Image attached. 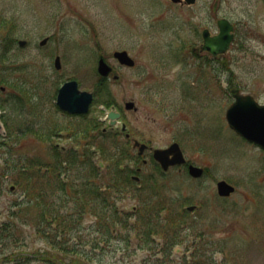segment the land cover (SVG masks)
Wrapping results in <instances>:
<instances>
[{"label": "rangeland", "instance_id": "1", "mask_svg": "<svg viewBox=\"0 0 264 264\" xmlns=\"http://www.w3.org/2000/svg\"><path fill=\"white\" fill-rule=\"evenodd\" d=\"M4 16L13 21L16 38L27 41L24 46L8 36ZM220 17L233 23L234 38L226 52L212 56L201 47V30L216 33ZM0 20V75L8 79L0 91V168L14 142L4 123L12 115L28 118L30 103L34 116L55 114L58 88L68 79L94 92L96 61L102 55L113 72L87 117L101 119L100 129L109 128L105 111L121 109L115 128L121 131L124 124L132 143L166 147L176 141L188 162L204 169L202 176L193 177L185 165L175 166L156 173L150 187L151 150L136 164L130 161L139 168L133 171L138 198L155 202L162 197L169 204L166 210L186 211L180 242L171 253L140 248L132 236L128 244L112 240L98 255L101 260L90 262L48 247L27 225L24 237L18 236L22 242L10 239L16 243L8 247L17 253L16 264H188L191 258L201 264H264V150L235 133L225 119L233 87L264 103V0H196L190 5L171 0H0ZM43 37L48 39L41 45ZM116 49H126L136 66L119 65L112 57ZM57 54L60 69L53 65ZM11 96L24 107L16 109L15 100L11 109ZM108 97L112 103L106 105L102 100ZM128 100L135 109L124 108ZM35 119L36 127H45ZM70 142L64 132L51 139L58 146ZM47 144L33 135L17 143L18 151L36 155L44 154ZM219 179L233 184L235 191L219 196ZM10 186L7 179L0 183V223L21 199ZM138 198L128 196L118 203L131 210ZM188 205L195 207L187 210ZM6 241L0 244L2 252Z\"/></svg>", "mask_w": 264, "mask_h": 264}, {"label": "trees", "instance_id": "2", "mask_svg": "<svg viewBox=\"0 0 264 264\" xmlns=\"http://www.w3.org/2000/svg\"><path fill=\"white\" fill-rule=\"evenodd\" d=\"M2 23L8 25V36L15 40L13 21L4 16ZM5 80L8 79L0 75V83ZM105 90L106 81L96 83V98ZM15 99L17 104L21 102L18 97ZM102 101L106 105L112 103L109 97ZM22 106L20 103L18 108ZM30 106L28 118L12 115L7 125L8 139H14L15 143L8 145V155L0 168V183L9 180L21 199L11 204L7 219L0 223V244L7 239L6 251L0 250V264H16L17 253L8 250L16 243L11 244L10 239L18 242L19 235L24 237L23 228L27 225L33 227L48 247L82 256L90 262L100 261L98 255L112 240L128 244L132 236L140 248L171 253L180 242L186 211L166 210L169 204L162 197L155 202L138 198L137 183L131 178L133 167L129 165L137 157L125 133L117 128L100 129L97 118L71 116L58 109L53 115L37 117L33 114L34 104ZM35 117L45 127H36ZM59 132H64L72 143L52 145L51 139ZM32 135L50 144L45 146L44 154L18 151L17 143ZM156 173L155 166L147 178L150 187L155 183ZM128 196L138 198V204L131 210L118 203ZM161 211H164L162 216ZM156 235L160 240L155 239ZM197 245L200 252L202 247L198 242ZM188 264L201 263L191 258Z\"/></svg>", "mask_w": 264, "mask_h": 264}, {"label": "water", "instance_id": "3", "mask_svg": "<svg viewBox=\"0 0 264 264\" xmlns=\"http://www.w3.org/2000/svg\"><path fill=\"white\" fill-rule=\"evenodd\" d=\"M178 1V0H173ZM194 0H186L187 3H192ZM218 32L210 34L207 28L202 30L203 48L209 50L213 54L224 52L232 38L233 29L232 23L226 18L217 19ZM46 39L41 41L43 44ZM23 45L24 40H19ZM113 56L121 63L128 66L134 64L133 58L127 53L126 50H115ZM56 67H60V60L57 56L55 58ZM111 67L107 62L100 57L97 63V71L106 76ZM92 93L88 91H80L76 80L66 81L59 89L57 96V104L62 109L72 114L86 113L92 101ZM235 100L226 109L225 115L230 127L246 139L259 144L264 149V104L258 103L250 94H234ZM132 101L125 103L126 108L133 107ZM110 118V123L114 124L116 118L119 116L118 111L110 110L107 113ZM144 143L139 145V153L143 151ZM153 157L159 161L164 169L170 165L183 163L185 158L178 145L174 142L166 148H155L153 150ZM189 173L193 176H200L203 169L199 166L190 164L188 166ZM234 190V186L226 180H219L217 182V191L220 195H228ZM189 208H192L190 206Z\"/></svg>", "mask_w": 264, "mask_h": 264}, {"label": "flooded vegetation", "instance_id": "4", "mask_svg": "<svg viewBox=\"0 0 264 264\" xmlns=\"http://www.w3.org/2000/svg\"><path fill=\"white\" fill-rule=\"evenodd\" d=\"M181 4V3H180Z\"/></svg>", "mask_w": 264, "mask_h": 264}]
</instances>
